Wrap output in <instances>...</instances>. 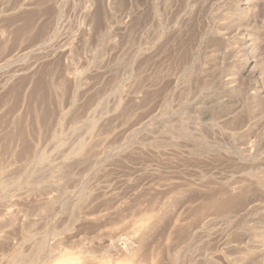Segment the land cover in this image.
<instances>
[{
	"label": "rangeland",
	"instance_id": "374dc122",
	"mask_svg": "<svg viewBox=\"0 0 264 264\" xmlns=\"http://www.w3.org/2000/svg\"><path fill=\"white\" fill-rule=\"evenodd\" d=\"M264 264V0H0V264Z\"/></svg>",
	"mask_w": 264,
	"mask_h": 264
},
{
	"label": "bare ground",
	"instance_id": "6f19581e",
	"mask_svg": "<svg viewBox=\"0 0 264 264\" xmlns=\"http://www.w3.org/2000/svg\"><path fill=\"white\" fill-rule=\"evenodd\" d=\"M84 261H86V259L84 260ZM65 264H74V263H72V262H65ZM76 264V263H75ZM83 264H96V262L95 261H93L92 262V260H89V261H86V262H84ZM103 264V263H102Z\"/></svg>",
	"mask_w": 264,
	"mask_h": 264
}]
</instances>
